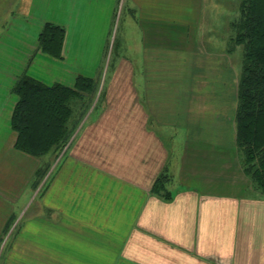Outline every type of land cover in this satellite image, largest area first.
I'll list each match as a JSON object with an SVG mask.
<instances>
[{
	"label": "crops",
	"instance_id": "obj_1",
	"mask_svg": "<svg viewBox=\"0 0 264 264\" xmlns=\"http://www.w3.org/2000/svg\"><path fill=\"white\" fill-rule=\"evenodd\" d=\"M212 2L129 0L133 39L108 72L62 69L65 30L59 59L37 39L0 49V264H264V194L241 166L238 75L221 48L231 10ZM81 3L105 46L127 0H74L77 25ZM23 75L100 78L101 108L42 180L41 161L14 147Z\"/></svg>",
	"mask_w": 264,
	"mask_h": 264
},
{
	"label": "trees",
	"instance_id": "obj_2",
	"mask_svg": "<svg viewBox=\"0 0 264 264\" xmlns=\"http://www.w3.org/2000/svg\"><path fill=\"white\" fill-rule=\"evenodd\" d=\"M230 30V41L243 47L235 119L240 162L254 189L264 194V0H241ZM64 33L57 25L45 26L38 48L60 57ZM80 80L84 78H78L73 88L45 85L27 75L15 82L12 91L18 100L11 117L15 148L38 156L67 138L69 104L81 89Z\"/></svg>",
	"mask_w": 264,
	"mask_h": 264
},
{
	"label": "rangeland",
	"instance_id": "obj_3",
	"mask_svg": "<svg viewBox=\"0 0 264 264\" xmlns=\"http://www.w3.org/2000/svg\"><path fill=\"white\" fill-rule=\"evenodd\" d=\"M72 1L74 0H0V49L6 50L8 48L7 51L12 49L6 47V44L15 48L17 39L20 37L27 38L30 42L31 40L37 39V42H39V35L43 28L47 25H56L49 20H56L61 24L57 25L58 29L65 30L67 38L65 51L67 59L64 61L62 69L68 67V69L71 68L72 70L83 71L85 69V71H89L92 68L94 69L95 65H97L95 70L99 72H108L115 69L118 63L116 59L123 54L121 51L122 46L131 43L133 39L132 30L124 27V22H129L130 17L133 16V11L131 10L132 5L129 3V0H127V5H124L121 15L119 12L120 7L115 11L109 38L105 46L103 31L99 35L98 33L100 31L96 29L98 22H95L93 19V17L96 18L95 14L92 15V12L89 11V16H87L86 9H82L84 7L81 3L79 8L81 7V11L84 14L83 22L81 25H77L75 14H78L79 9L75 10L73 8ZM212 1L208 0V2L213 3ZM240 2L241 0H222V7L227 11L231 10L226 17V21L223 18V23L224 21L231 23L235 20L239 13ZM45 19L47 21L42 23ZM118 20L119 28L117 30ZM229 35L231 34L229 33ZM64 38L61 43V51ZM221 48L224 50L223 53L226 52L230 56L232 71H235L239 75L242 63L240 61L243 53L242 45H234L232 42L226 44L223 40ZM16 49H19V46L14 50ZM43 53L47 54L45 52ZM47 55L59 59V57L50 54ZM102 72L100 75L101 80L100 78L94 80L84 78V80L78 81V86L81 89L77 93L78 95L70 100L69 104V113L66 122V128L69 131L67 138L61 141L57 147H51L41 155L33 156L29 154L41 161L40 164L44 167L42 168L44 169L43 172L40 173L41 180L44 176H50L51 169L59 162L61 155L68 147L70 138L78 129L82 118L86 116L94 117L99 108H101V103L97 99V92L99 80L101 83L104 80L102 78L104 75Z\"/></svg>",
	"mask_w": 264,
	"mask_h": 264
}]
</instances>
